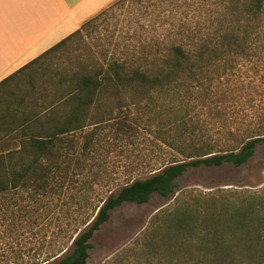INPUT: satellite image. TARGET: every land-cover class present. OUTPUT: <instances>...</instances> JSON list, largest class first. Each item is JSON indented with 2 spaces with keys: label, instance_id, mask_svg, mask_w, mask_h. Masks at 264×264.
<instances>
[{
  "label": "rangeland",
  "instance_id": "374dc122",
  "mask_svg": "<svg viewBox=\"0 0 264 264\" xmlns=\"http://www.w3.org/2000/svg\"><path fill=\"white\" fill-rule=\"evenodd\" d=\"M228 2L117 0L84 22L65 45L33 64L28 69L31 78L22 74L24 88L31 80L40 84L93 71L115 57L151 61L170 46L187 43L191 40L187 34L207 36L223 20ZM250 28L247 52L235 67L223 74L200 72L197 79L202 85L196 79L197 85L169 93L129 91L122 104L115 98L103 100L99 112L105 113V121L74 135L78 151L91 136V154L84 168L72 165V171L81 176L67 184L61 196L37 204L29 192L0 193V264H56L57 254L73 250L69 236L85 230L93 220L81 225L93 213L91 203L97 206L133 179L146 178L186 158L179 148L187 154L193 151L192 145L231 149L264 133V20L252 22ZM177 183L167 198L155 193L148 203L129 202L113 210L90 240L87 264H167L160 238L169 231L165 227L169 213L185 203L205 212L212 201L219 206L229 202V208L235 209L248 206L251 198L262 200L264 143L242 166L192 167ZM158 226L162 227L156 230ZM202 229L197 231L200 237ZM181 236L180 243L185 242L187 252L195 254L197 241ZM179 241L174 238V243ZM177 257L183 260L180 254Z\"/></svg>",
  "mask_w": 264,
  "mask_h": 264
},
{
  "label": "trees",
  "instance_id": "16d2710c",
  "mask_svg": "<svg viewBox=\"0 0 264 264\" xmlns=\"http://www.w3.org/2000/svg\"><path fill=\"white\" fill-rule=\"evenodd\" d=\"M228 3L223 20L207 36L196 32L187 34L191 40L170 46L151 61L148 57H115L93 71L66 74L40 84L31 80L30 86L24 88L25 76L21 75L31 78L32 71L28 73V69L45 54L65 45L73 33L2 79L0 193L29 192L31 200L37 204L52 196H61L67 184L81 176L72 171V165L84 168L91 154V136L86 137L83 149L78 151L74 147V135L105 121V113L99 112L103 100L115 98L122 104V98L129 91L169 93L182 87L190 88L200 72L223 74L233 69L237 59L247 52L252 22L264 20V0H229ZM200 82L197 79L198 85H202ZM11 141L14 143L10 144ZM260 143H264V133L253 135L240 147L231 149L192 145L193 151L187 154L179 148L186 158L174 160L146 178L133 179L97 206L91 203L93 213L81 221V225L87 224L91 217L93 220L85 230H77L69 236L73 250L69 254L67 251L57 254L56 264H87L91 238L110 220L111 212L123 204L148 203L155 193L166 198L171 196L178 188L177 179L192 167H220L226 163L242 166L255 155ZM251 199L247 201L248 206H235V209L229 208V202L219 206L217 201H212L205 212H201L198 205L185 203L175 213H169L165 225L169 231L160 238L165 246L162 249L167 253L164 254L166 263L264 264V197L260 201ZM200 226L205 231L202 237L197 233ZM182 234L192 242L197 241L195 254L187 252L185 242L180 243ZM174 238L180 239L178 244L174 243ZM195 238L198 240H193ZM178 254L183 260L177 259Z\"/></svg>",
  "mask_w": 264,
  "mask_h": 264
},
{
  "label": "crops",
  "instance_id": "0c3cea01",
  "mask_svg": "<svg viewBox=\"0 0 264 264\" xmlns=\"http://www.w3.org/2000/svg\"><path fill=\"white\" fill-rule=\"evenodd\" d=\"M117 0H0V81Z\"/></svg>",
  "mask_w": 264,
  "mask_h": 264
},
{
  "label": "snow or ice",
  "instance_id": "6c2138e0",
  "mask_svg": "<svg viewBox=\"0 0 264 264\" xmlns=\"http://www.w3.org/2000/svg\"><path fill=\"white\" fill-rule=\"evenodd\" d=\"M166 2L172 3V2H174V0H166Z\"/></svg>",
  "mask_w": 264,
  "mask_h": 264
}]
</instances>
